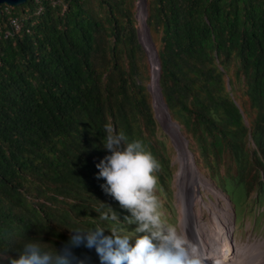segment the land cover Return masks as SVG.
<instances>
[{"label":"trees","instance_id":"obj_1","mask_svg":"<svg viewBox=\"0 0 264 264\" xmlns=\"http://www.w3.org/2000/svg\"><path fill=\"white\" fill-rule=\"evenodd\" d=\"M53 1L1 5L0 264L30 240L61 246L72 231L107 235L132 227L96 175L108 152L107 125L142 139L157 158L161 203L173 191L167 136L139 81L149 58L148 86L158 89L142 2L136 11V0ZM5 7L25 18L20 31L10 26ZM147 7L162 93L196 162L207 165L214 182L220 175L246 196L256 189L261 195L264 0H147ZM73 253L82 264H101L95 247L82 243Z\"/></svg>","mask_w":264,"mask_h":264},{"label":"clouds","instance_id":"obj_2","mask_svg":"<svg viewBox=\"0 0 264 264\" xmlns=\"http://www.w3.org/2000/svg\"><path fill=\"white\" fill-rule=\"evenodd\" d=\"M103 131L102 143L108 152L96 164V175L134 228L123 233L114 229L107 235L103 229L72 231L61 246L30 240L9 264H82L73 253L82 243L96 248L101 264H204L195 244L166 218L157 195L156 173L161 165L145 142L129 140L112 125Z\"/></svg>","mask_w":264,"mask_h":264},{"label":"rangeland","instance_id":"obj_3","mask_svg":"<svg viewBox=\"0 0 264 264\" xmlns=\"http://www.w3.org/2000/svg\"><path fill=\"white\" fill-rule=\"evenodd\" d=\"M27 7V13H30L31 9H34V5ZM18 8L21 9L20 6ZM135 10L137 11V0ZM19 12L22 14L21 10H19ZM150 73V62L148 59L146 73L145 75L141 74V79H139V81L146 87L150 82ZM182 133L186 136L183 131ZM165 143L167 151L169 152V155L171 157V166L173 167L172 174L167 175L170 182V187L173 191L171 196L165 197L163 199V203L161 204L166 218L169 220V222L175 224L178 230H180L182 233H185V235L189 237L187 232L190 224L193 223V218L192 216L185 215L184 209L185 207H187L189 209V212L192 214L201 211L205 216V220L208 224L210 232L216 234V224L214 216L211 211H206V209H209L207 205H209L211 208L215 207L216 212L219 215H222L220 219L223 223L225 218H229L231 220L233 218L235 226V228L233 229V238L236 239L235 244L237 248H239V252L237 255L238 260H236L237 264L241 260L242 262H244L243 264H264V190L261 195L256 189L252 190L246 196L244 188L243 191L242 189H237V187H235V185H233L231 181H229L227 183L228 185H226V182H222V180L220 179V175H218L215 182L222 186L229 193L231 197L230 203L227 194L219 189L216 186L215 182L209 178V170L207 165L195 161L197 165L196 166L191 163L189 159H187L188 164L186 169H193L198 174V176L196 179L189 178L188 180V198H184L178 193H176L175 195L174 192L175 188L177 187L175 182L179 176V173L175 176L177 164H173L176 153L168 136L165 138ZM195 160H197V157L195 158ZM220 171L222 173L225 172L223 166H220ZM204 197L207 200L205 202L206 209L203 207L201 201ZM222 205L224 206L225 210H222L220 208V206ZM231 206L232 210L234 209L232 214L230 213V211H232ZM133 228L134 225H132V227L125 228V231H129ZM213 241L217 242V239L215 238ZM242 250L247 254V256L244 257V252L240 254Z\"/></svg>","mask_w":264,"mask_h":264},{"label":"water","instance_id":"obj_4","mask_svg":"<svg viewBox=\"0 0 264 264\" xmlns=\"http://www.w3.org/2000/svg\"><path fill=\"white\" fill-rule=\"evenodd\" d=\"M27 0H0V14L2 12L1 10V5L6 4L9 6H20L21 4H24ZM141 1L143 4V8H144V14H145V19H144V25H145V29H146V33L148 36V39L151 43V46L153 48V52L157 61V91H153L149 88V86H147L148 91L150 92L151 96H152V106H153V110H154V116L156 118V120L158 121L162 131L170 138V141L172 142V145L174 147L175 153H176V159L174 160L173 164H177V169H176V173L175 176L178 175V178L176 179V189L174 194L176 195V193H178L179 195H181L184 198H188V188H187V184H188V180L189 178H193L196 179L198 174L193 170V169H186L187 167V154L186 151H188L191 156L193 157L194 161L195 160V154L193 153V151L191 150V148L189 147V139L182 133L180 125L178 124L177 121H175L168 109V105L165 102L163 93H162V89H161V85H160V73H161V63H160V59L158 56V52H157V48L155 46V43L152 39L151 36V32H150V28L149 25L147 23V14H148V7H147V0H137V3ZM136 19L138 20V16H137V12L135 14ZM137 36H138V40L141 43V45L143 46L147 56L148 53L145 49V46L141 40L140 34H139V26L137 28ZM149 59V58H148ZM156 99H159V102L156 103ZM162 110L165 111L167 116H160V112H162ZM175 128L177 129V132L179 133V135L182 137L181 141L176 134ZM196 164V162H195ZM197 166V165H196ZM183 168V169H182Z\"/></svg>","mask_w":264,"mask_h":264},{"label":"bare ground","instance_id":"obj_5","mask_svg":"<svg viewBox=\"0 0 264 264\" xmlns=\"http://www.w3.org/2000/svg\"><path fill=\"white\" fill-rule=\"evenodd\" d=\"M201 201L203 207L205 208V202L207 200L204 197ZM207 206L209 209L207 210L205 208L206 211H211L215 219L216 234L210 232L205 216L201 211L192 214L189 212V209L185 207V215L192 216L193 218V223L190 224L187 232L190 242L195 244L198 248L201 257L204 259V264H237L236 260H238L237 255L239 248H237L235 244L236 239L233 238V229L235 228L233 218L232 220L225 218L223 223L220 219L222 215H219L216 212V208H211L209 205ZM220 208L225 210L223 205L220 206ZM233 211L234 209L230 211V213L232 214ZM215 238L217 239V242L213 241ZM242 252L244 251L242 250L240 254H242ZM243 255L244 257L247 256L245 252ZM243 263L244 262H242V260L238 262V264Z\"/></svg>","mask_w":264,"mask_h":264},{"label":"built area","instance_id":"obj_6","mask_svg":"<svg viewBox=\"0 0 264 264\" xmlns=\"http://www.w3.org/2000/svg\"><path fill=\"white\" fill-rule=\"evenodd\" d=\"M56 3H59V0H54L53 1V4H56ZM42 10L41 7H39V12ZM5 11L8 15V20H9V24L10 26L12 27V29L14 31H20L23 26H24V22H25V18H20V17H15V16H12L11 15V11L9 10L8 7H5ZM3 33V32H2ZM11 34V31L7 30L5 33H4V36H8Z\"/></svg>","mask_w":264,"mask_h":264}]
</instances>
